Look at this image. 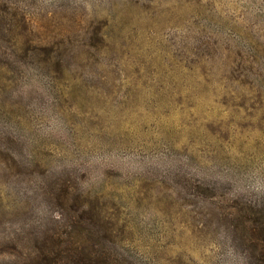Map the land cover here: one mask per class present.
<instances>
[{"label":"rangeland","instance_id":"rangeland-1","mask_svg":"<svg viewBox=\"0 0 264 264\" xmlns=\"http://www.w3.org/2000/svg\"><path fill=\"white\" fill-rule=\"evenodd\" d=\"M254 220L264 0H0V248L244 264Z\"/></svg>","mask_w":264,"mask_h":264},{"label":"trees","instance_id":"trees-1","mask_svg":"<svg viewBox=\"0 0 264 264\" xmlns=\"http://www.w3.org/2000/svg\"><path fill=\"white\" fill-rule=\"evenodd\" d=\"M79 209L76 208V211ZM85 211V207L81 209ZM87 220H93L92 217ZM78 221H73L72 223ZM248 234L240 238L237 247L245 252L244 264H264V222L254 220L246 223ZM108 237V236H107ZM108 241L115 243L111 236ZM0 248V256L11 264H129L126 259L99 251L94 245L85 244L82 239L50 235L41 237L33 255L25 257L23 243L19 239L7 240Z\"/></svg>","mask_w":264,"mask_h":264}]
</instances>
